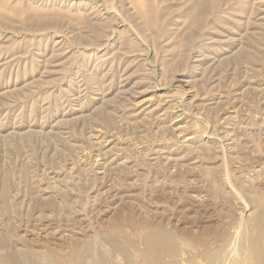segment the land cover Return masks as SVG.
<instances>
[{
	"label": "rangeland",
	"instance_id": "374dc122",
	"mask_svg": "<svg viewBox=\"0 0 264 264\" xmlns=\"http://www.w3.org/2000/svg\"><path fill=\"white\" fill-rule=\"evenodd\" d=\"M93 1L99 30L69 0H0V191L7 182L10 204L40 203L6 222L0 199V233L10 223L16 244L63 255L78 238L146 218L211 241L229 214L253 213L240 195L264 200V0L205 5L193 32L196 0H141L152 17L140 0ZM44 17L53 22L36 23ZM64 197L79 213L58 217L44 203Z\"/></svg>",
	"mask_w": 264,
	"mask_h": 264
},
{
	"label": "bare ground",
	"instance_id": "6f19581e",
	"mask_svg": "<svg viewBox=\"0 0 264 264\" xmlns=\"http://www.w3.org/2000/svg\"><path fill=\"white\" fill-rule=\"evenodd\" d=\"M26 1L28 2V0H26ZM42 1H45V3H46L47 0H42ZM59 1L62 2L63 0H58V2ZM242 1H241V3H242ZM69 2H70V5L76 9V11L77 10H81V11L84 10V12H86V11L90 10V12L87 13L88 18H80L79 19L80 23H82L84 21L86 25H94L96 27L95 30H97V29L99 30V28L97 27V25H100L99 21H98L99 18L96 17V13H95L96 9L94 8V6H92L93 4H95V1H93V0H69ZM138 2H139V11H141L144 14L146 13L150 17H152L153 13L151 12V10L146 9L145 4H143L141 0ZM218 3H219L218 0H196L194 2V4H193L194 7L192 9L193 14L187 16L188 24H189L190 28L192 29V32L194 31L193 29L200 27L204 23L205 17L203 16V12H202L203 10H200V9H204L205 5H210L211 7L217 6ZM252 3L253 4L259 3V0H257V1L252 0ZM238 4H239V2H238ZM242 5H244V3ZM256 7L258 9L262 8L260 5L256 6ZM237 8H238V6H237ZM233 9H230V10H233ZM14 12H16V10H14ZM243 12H245V11H243ZM77 13H76V15H77ZM244 15H245V13H244ZM218 16H219V14H218ZM55 17H57V16H55ZM2 18L5 19V17H2ZM49 18H50V16H49ZM49 18L48 17L38 18L36 23L37 24L41 23V24L45 25V24H49V23L53 22L52 19H49ZM213 18H214V16H213ZM223 19H225V18H223ZM238 19H240V17ZM255 19L253 18V20H255ZM216 20L220 21V19L218 17L216 18ZM259 20H260V18H259ZM97 21H98V23H97ZM151 21L153 22V20H151ZM225 21H226V19H225ZM262 21H264V20L262 19ZM230 22H232V21H230ZM262 23H264V22H262ZM55 24H54V26H55ZM51 28L53 29V27H51ZM111 29H112V27H111ZM250 30H251V28H250ZM115 31L116 30L112 31L109 38H111V36L113 35V33H115ZM260 34L257 35L259 37L255 38L256 40L261 37ZM95 35H98V32H96ZM117 36L118 35H116V39H118ZM113 37H115V36H113ZM248 38H251L249 34H248ZM62 39H63V36H62ZM256 40H251V41L254 42V44L258 45ZM260 40H262V39H260ZM104 43H105V41H104ZM177 44L179 47H187V45H189L188 40H186V39L180 40ZM245 44L246 43H244V45ZM108 46H109V44H108ZM86 47H88V46H86ZM96 49H98V48H96ZM196 49H198V48H196ZM254 49H255V47H254ZM254 49L252 50V52L254 51V53L256 54L258 48H256L255 50ZM195 50H194V52H195ZM93 52H95V51H93ZM246 53L248 54L251 52L249 50L247 51V49H246ZM80 55H82V54H80ZM193 55H194V53H193ZM249 55H251V54H248V56H246V57H249ZM87 57H89V56H87ZM193 58H192V60H193ZM254 58H256V57H254ZM84 59H86V58L84 57ZM96 60H99V59H96ZM183 60H185V53H183L181 55L180 61H183ZM190 60H191V58L189 55L188 61L190 62ZM83 61L86 62V60H83ZM100 61H102V60L100 59ZM106 62H108V61H106ZM99 64H100V62H99ZM191 64H193V63L191 62ZM84 65H86V64H84ZM177 65H178V62L175 61V62L171 63L170 65H168L167 69L173 70L174 68H176ZM246 70H248V69L246 68ZM94 73H95V71H94ZM73 75H75V74H73ZM105 80H106V78H105ZM86 81H88V80H86ZM74 83H76V82H74ZM74 85H76V84H74ZM82 86H84V85H82ZM79 88H77V89H79ZM63 90H65V89H63ZM69 90L66 89L67 93ZM219 117H221V116H219ZM125 125H126V123H125ZM61 130H62V127H61ZM188 134H190V133H188ZM221 149H222V147H221ZM238 149H239V147H238ZM83 160L81 157L80 162L82 163ZM223 161H225V160H223ZM224 163H226V162H224ZM85 165L86 164H84L83 167H81L82 166V164H81V166H80L81 168H79L80 171L84 172L86 170ZM225 171L223 170V173H225ZM227 175H229V174L227 173ZM227 177L228 176H226L225 178H227ZM218 180H219V178L217 176L211 177L209 180V184L213 189V190H211V192H213V194H216L217 196H222V192L220 191L221 187L219 188V185L217 183ZM226 180H229V178H227ZM228 187H229V185H228ZM232 187H234L233 184H232ZM71 188H70V190H71ZM223 190H225V189H223ZM233 191H235V193H238V191H236V188H234ZM249 192H251V191H249ZM81 195H83V194L81 193ZM7 196H8V183L5 182L3 188L0 191V199L2 201L1 212H3V215H4L3 217L6 220V222H8V221L11 222L12 221L11 217L13 216L12 214H15V217H16L18 215L17 214L18 210H20V208L23 205L28 206L27 213H31V211L34 210V207L36 205L40 204L36 200H34V201L27 200V201H22L20 203V206H17L18 203L15 205L10 204L7 201ZM245 196L240 195V199L243 202L242 204L244 207H248V204H250L251 207L253 206V213L251 214V216L249 218H246V219L243 218L242 216L235 219V217H233L232 215L229 214V218H230V221L228 224L229 226L227 228L222 229L220 232H218L211 241H201L198 238H196L195 236H192L191 234H189L187 232L184 233V232L177 230L173 226H172L173 228L167 226L169 223L166 225L165 222L164 223H162V222H151L150 220H147L146 218H139V219H137V221L129 220L126 225L125 224L116 225L114 228H112V231L102 233L100 235H97L96 237H93L92 239L84 240V239L78 238L79 240L78 239L74 240V242L71 244L69 249L67 251H65V254L62 255L57 250H35L34 248L28 247L24 243H22L23 245L16 244L14 242V239H12L8 233L9 229L11 227V224L10 223L4 224L5 228H4L3 232L0 233V264H114L113 262L110 261V259L104 253V251H102V250H106L103 248V245H102L103 243H106L109 246V250H115L121 254L123 253L127 257V264H264V200H262V199H257V200H252V201L247 200L248 202H246V200H245L246 198H244ZM65 197H64V199L62 198L60 201L47 200V202H44V203L52 206L53 210L56 212V215L58 217H60L62 215L61 213L65 210H68V211L71 210V212H73V214L79 213L78 210L76 209L77 208L76 202L78 203L79 201H76V202L70 201L69 202L65 199ZM16 207H18L17 211H16ZM83 211L85 212V209ZM15 217H14V219H16ZM158 221H160V220H158ZM126 228L130 229V233H127L124 231ZM187 245L192 247L191 249H189L192 251H188L186 249ZM60 251H62V250H60Z\"/></svg>",
	"mask_w": 264,
	"mask_h": 264
}]
</instances>
